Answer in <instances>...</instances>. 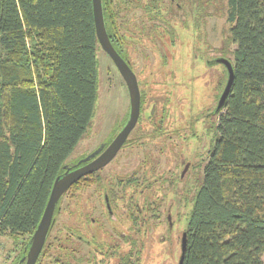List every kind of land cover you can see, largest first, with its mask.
I'll return each mask as SVG.
<instances>
[{"label":"trees","instance_id":"obj_1","mask_svg":"<svg viewBox=\"0 0 264 264\" xmlns=\"http://www.w3.org/2000/svg\"><path fill=\"white\" fill-rule=\"evenodd\" d=\"M192 1L169 0L167 5L165 0H103L111 41L133 69L132 45L140 43L145 49L148 39H162L163 48H157L162 54L156 56L159 62L153 74L159 82L151 79L149 59L142 69L144 79H139L143 107L152 104L143 109L149 116L160 111L159 117L164 119L168 106L172 108L168 104L175 102V87L169 86L170 76L165 79L171 74L168 63L175 55L166 45L175 48L182 30L173 31L179 20L170 14L174 5L190 11ZM195 1L199 2L201 18L211 14L205 11L210 2L216 6V0ZM227 6L228 39L236 45L233 58L229 57L235 76L223 107L210 115L215 117L211 124L215 141L202 159L203 181L191 198L183 264H264V0H227ZM139 9L141 18L134 22V12ZM128 12L133 19L125 18ZM207 47L201 43L197 47L203 51L204 67H214V73L218 71L222 78L218 85L212 84L215 107L228 69L213 62L215 58L205 57ZM99 48L93 0H0V235H9L15 242L24 238L8 264H25L54 182L68 169L85 163L81 159L72 162L71 157L88 132L98 101ZM197 49L195 53L200 55ZM228 53L229 47L224 48L222 54ZM153 82L156 85L151 88ZM165 93L168 100H161ZM129 116L130 105L105 146ZM131 140L129 136L124 146ZM138 172L137 168L105 183L99 170L75 182L57 203L51 231L36 264H100L109 259L114 260L112 264H144L143 250L135 248L137 238L133 235L148 224L146 214L158 209L162 201L150 203L144 197L151 181L148 173L140 180ZM119 185H124L121 190ZM94 186L103 191L114 230L117 222L125 225L124 221H131L119 232L128 248L122 249L112 236L108 243L100 241V231L88 235L87 224L84 230L64 224L53 234L62 212L73 214L75 219L82 192ZM128 187L133 191L130 199ZM66 195L70 202L62 208ZM138 199L145 201L143 205ZM84 243L91 248L87 256H78Z\"/></svg>","mask_w":264,"mask_h":264},{"label":"rangeland","instance_id":"obj_2","mask_svg":"<svg viewBox=\"0 0 264 264\" xmlns=\"http://www.w3.org/2000/svg\"><path fill=\"white\" fill-rule=\"evenodd\" d=\"M165 1L169 5V0ZM192 3L190 11L174 5L173 12L170 14L172 19L179 20L176 21L178 28H174L173 31L176 33L178 29L182 30L175 48L166 45L175 55V60L168 63L170 72L174 73V76L170 74L165 77L167 79L170 76L169 86L172 89L175 87L176 91L174 104H168L172 108L168 106L164 119H160V111L155 116H149L147 112L146 114L143 112L140 121L130 134L131 142L123 146L116 157L100 170L105 183H109L110 179L132 174L138 168L139 179H144L148 173L147 177L151 181L144 197H148L150 203L154 199L157 200L155 204L162 201L158 209L148 211L146 214L148 224L140 231H135L133 235L137 238L135 248L143 250L141 256L144 264H179L182 234L187 226L193 203L191 198L203 181L204 162L202 163V159L207 157L215 141V128L211 127L212 119L215 117L210 116L216 107L212 99V84L218 85L222 78L218 71L214 73V67L212 70L204 67L201 57L203 51H198L197 47L199 43L202 47L208 45L204 55L211 59L219 56L232 59L231 52L236 47L228 39L230 31L227 21V0H216V6L210 2L204 10L211 14H204L202 18L199 2L193 0ZM131 12L127 13L126 19H133ZM134 13L136 16L134 22L139 21L142 10L139 9ZM197 17L199 20H196ZM130 26H133V21ZM197 31L201 34L196 35ZM152 39L153 41L148 39L145 49L140 43L132 45L130 56L138 79H144L142 69L146 59H149L147 61L151 79L154 78L155 65L159 62L156 56L162 54L158 49L163 48V42L160 41L161 38L158 40L157 36ZM181 42L184 43L183 46ZM227 47H229V56L222 54L223 49ZM195 49L200 52V55H196ZM97 55L99 97L88 132L74 151L71 157L72 162L77 159L85 160L103 147L114 127L122 121L130 105L128 86L114 61L102 48H99ZM163 74L167 75L166 72ZM162 77L161 74V80ZM154 81L158 80L154 78ZM155 82L150 83L151 88H154ZM153 100H156V97ZM161 100H168L166 93ZM149 106L151 107L152 104H146L147 108ZM149 161L151 163H148ZM123 186L119 185L117 188L121 190ZM126 190L128 198L130 196L133 198L132 188L128 187ZM69 202V197L66 195L62 208H66ZM80 202L75 219L72 218L73 214L70 215L66 213L67 211L62 212L63 214L55 225L54 235L57 229L64 224L75 225L80 230H84L83 225L85 224L86 227L87 224L88 231H85L88 235L91 232L99 233L100 231V235L98 234L100 241L108 243L112 236L114 242H120L122 249L129 247V244L123 241L122 236H119V232L125 225L129 226L131 221H128L129 223L124 221L125 225L123 221L119 222L120 226L117 222L118 228L113 229L114 223L107 212L103 191L96 186L90 187L82 192ZM144 202L142 199L139 200L140 205ZM96 221H100L101 227L99 223L92 225V222ZM23 239L15 242L14 238L9 235H0V264L11 262L21 249ZM81 246L82 250L78 256L82 254L87 256L91 246L87 243ZM169 246L173 248L172 253ZM107 262L100 264H112L114 260L109 259Z\"/></svg>","mask_w":264,"mask_h":264},{"label":"water","instance_id":"obj_3","mask_svg":"<svg viewBox=\"0 0 264 264\" xmlns=\"http://www.w3.org/2000/svg\"><path fill=\"white\" fill-rule=\"evenodd\" d=\"M93 9L97 36L100 44L112 58L128 86L130 95V116L125 126L107 146L104 145L103 147L99 148V150L83 160L85 161L84 164H81L73 169H68L63 175L56 179L43 216L32 236L31 246L25 257V264L37 263L51 231L55 209L60 198L75 182L88 174L101 170L116 157L120 149H122L123 145L129 138L132 130L138 124L139 117L141 115L142 94L139 79L129 62L120 54L111 41L105 23L103 0H93ZM213 62L223 63L228 69V79L220 96L219 102L215 108V112H219L230 93L231 86L234 81L235 71L234 63L228 57L219 56L216 57ZM187 244V233L184 232L181 241L182 253L179 259V264L184 263Z\"/></svg>","mask_w":264,"mask_h":264},{"label":"flooded vegetation","instance_id":"obj_4","mask_svg":"<svg viewBox=\"0 0 264 264\" xmlns=\"http://www.w3.org/2000/svg\"><path fill=\"white\" fill-rule=\"evenodd\" d=\"M141 94H142V92H141ZM146 106V104H144V107H143V104L141 105V114L143 113V108L145 109V110H147L148 108L147 107H145ZM217 106V105H216ZM152 107V106H151ZM150 106H149V108H151ZM216 108V107H215ZM157 110V109H156ZM153 113H154V111H153ZM140 118H141V115H140V117H139V121H140ZM138 121V122H139ZM124 146V145H123ZM123 148V147H122Z\"/></svg>","mask_w":264,"mask_h":264}]
</instances>
